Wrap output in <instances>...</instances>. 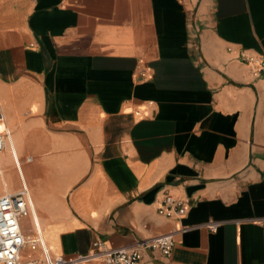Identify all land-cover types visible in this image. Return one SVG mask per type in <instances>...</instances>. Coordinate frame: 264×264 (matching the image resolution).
I'll list each match as a JSON object with an SVG mask.
<instances>
[{
  "label": "crops",
  "instance_id": "0c3cea01",
  "mask_svg": "<svg viewBox=\"0 0 264 264\" xmlns=\"http://www.w3.org/2000/svg\"><path fill=\"white\" fill-rule=\"evenodd\" d=\"M246 53L264 54V0H0V196L25 187L66 260L172 234L141 264H264V78ZM167 194L184 217L158 213Z\"/></svg>",
  "mask_w": 264,
  "mask_h": 264
},
{
  "label": "built area",
  "instance_id": "2783aa9c",
  "mask_svg": "<svg viewBox=\"0 0 264 264\" xmlns=\"http://www.w3.org/2000/svg\"><path fill=\"white\" fill-rule=\"evenodd\" d=\"M242 62L248 66L255 78H264V54L246 53ZM141 76H144L141 71ZM9 140V131L5 126L0 112V154L4 151ZM27 161H31L28 158ZM158 213L165 217H184L186 206L182 200L165 195L158 207ZM31 218L34 234L27 235L22 231L21 221ZM218 222L207 224L209 231L214 232L219 227ZM141 249L109 248L100 240L92 242L86 254H76L73 259L66 260L53 255L46 246L42 232L37 224L28 190L23 187L15 194L0 196V264H23L22 256L25 251L38 250V257H28L25 264H90L99 260L102 264H141L143 252H159L169 256L173 250L172 234L162 235L149 240Z\"/></svg>",
  "mask_w": 264,
  "mask_h": 264
},
{
  "label": "rangeland",
  "instance_id": "374dc122",
  "mask_svg": "<svg viewBox=\"0 0 264 264\" xmlns=\"http://www.w3.org/2000/svg\"><path fill=\"white\" fill-rule=\"evenodd\" d=\"M2 165L4 166V167H6V166H9L10 165V163H5V162H3L2 163ZM0 189H1V184H0ZM35 217H36V221H37V223H38V225H39V227H40V223H39V220H38V216L35 214ZM27 226L29 227V228H31V224L30 223H27ZM40 229H41V227H40ZM42 230V229H41ZM43 232V231H42ZM27 254H28V252L27 251H25L24 253H23V256H22V262H23V264H25V262L27 261Z\"/></svg>",
  "mask_w": 264,
  "mask_h": 264
},
{
  "label": "bare ground",
  "instance_id": "6f19581e",
  "mask_svg": "<svg viewBox=\"0 0 264 264\" xmlns=\"http://www.w3.org/2000/svg\"><path fill=\"white\" fill-rule=\"evenodd\" d=\"M0 178L2 179V175H1V166H0Z\"/></svg>",
  "mask_w": 264,
  "mask_h": 264
}]
</instances>
